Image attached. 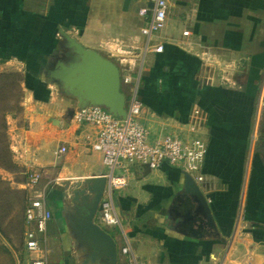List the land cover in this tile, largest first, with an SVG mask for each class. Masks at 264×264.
<instances>
[{"label":"crops","instance_id":"crops-1","mask_svg":"<svg viewBox=\"0 0 264 264\" xmlns=\"http://www.w3.org/2000/svg\"><path fill=\"white\" fill-rule=\"evenodd\" d=\"M168 3L167 25L152 39V46L163 45L157 53L146 50L141 33L145 20L139 11L149 7L148 0H0V68L25 76L23 125L15 121L9 130L11 161L23 177L17 184L24 192L22 240L25 172L32 166L43 174L41 187L53 212V264L81 259L69 235L67 208L62 214L68 200L63 184L105 174L102 156L91 146L96 129L70 118L77 101L42 73L59 48L61 31L117 65L123 60L132 71L142 66L140 117L153 135L187 137L193 111L202 113L197 129L208 144L200 188L219 236L194 237L204 230L185 221L182 170L170 171L177 167L168 164L137 169L120 189L117 206L138 262L264 264V148L257 145L256 128L264 96V0ZM203 52L211 53V63L203 61ZM63 146L68 151L59 158ZM117 239L122 248L119 231ZM118 264L127 262L121 257Z\"/></svg>","mask_w":264,"mask_h":264},{"label":"built area","instance_id":"built-area-1","mask_svg":"<svg viewBox=\"0 0 264 264\" xmlns=\"http://www.w3.org/2000/svg\"><path fill=\"white\" fill-rule=\"evenodd\" d=\"M152 7L139 11L145 20L141 33L146 39V50L161 53L163 45L152 46L153 37L165 29L168 20V0H148ZM184 36H190L184 31ZM211 53L203 52L201 58L211 63ZM121 72V88L126 97V118H119L101 107H88L75 111L73 120L79 125H90L96 129V140L92 150L101 154L102 164L108 169L103 174L107 184L100 202L96 222L104 228H120L125 245L122 255L129 258L130 264H140L136 259L129 237L124 231L119 215L115 191L127 186L130 174L137 169L155 171L163 164L180 168L188 173L200 186L205 182L202 169L207 154V144L200 138H191L202 121V113L195 109L188 124L187 137L176 134L153 135L140 122L143 105L139 98V88L143 74L140 66L136 71L118 61ZM66 146L60 147L57 157L67 153ZM24 190L28 192L24 208V245L29 252L28 264H50L48 225L53 212L48 206L47 189L41 187L42 172L29 167L25 172ZM98 220V221H97Z\"/></svg>","mask_w":264,"mask_h":264},{"label":"water","instance_id":"water-1","mask_svg":"<svg viewBox=\"0 0 264 264\" xmlns=\"http://www.w3.org/2000/svg\"><path fill=\"white\" fill-rule=\"evenodd\" d=\"M153 5L150 4L149 7ZM61 45L73 52V62L59 63L51 72L52 83L64 97L77 101V110L101 107L119 118H126V97L121 88L120 68L113 60L99 51L85 47L75 37L61 31ZM68 53V56H71ZM76 109L69 112L70 118ZM107 178L92 176L72 183L67 181L66 197L69 200L67 227L73 238L74 248L81 258L77 264H118L119 251L116 241L96 222ZM183 205L187 209L185 221L204 230L202 236H219L210 205L200 186L183 172ZM83 210V214L79 213ZM75 215H79L75 218Z\"/></svg>","mask_w":264,"mask_h":264},{"label":"rangeland","instance_id":"rangeland-1","mask_svg":"<svg viewBox=\"0 0 264 264\" xmlns=\"http://www.w3.org/2000/svg\"><path fill=\"white\" fill-rule=\"evenodd\" d=\"M171 1L173 2L174 0ZM0 75L5 76L3 79H0V124L5 118L7 126L5 131L0 129V264H28L30 255L25 245H23L24 243L22 240L24 192L20 190L17 185L22 181L23 177L12 164L11 153L7 151V148L10 146L9 130L12 123L17 121L16 123H18V125H23V102L26 92L23 86L24 81L19 84V80H25V76L7 67L0 68ZM18 102L22 108L21 110L15 109ZM12 109L14 111H10ZM257 111L258 125L256 128H260L257 145H260V148H264V96L260 101ZM140 122L142 123L141 117ZM186 126L188 127V125ZM200 129L201 128L197 129V132H195L191 138H200L208 144L207 134L203 132L202 134ZM256 131H258V129ZM177 169L180 168L170 167L169 170L176 171ZM106 172H108V169L105 167V173ZM120 194H122L120 189L115 191L116 198H118ZM48 226L50 249L48 260L50 264H53L52 262H54L53 259H55V256L51 245L52 235L50 224ZM103 229L107 230L116 241L119 258L124 257L127 264H130L129 258L122 255L121 245L117 239L118 231L119 234H122V230L120 228L107 227H103ZM116 229H118V231ZM132 246H135L133 241Z\"/></svg>","mask_w":264,"mask_h":264},{"label":"flooded vegetation","instance_id":"flooded-vegetation-1","mask_svg":"<svg viewBox=\"0 0 264 264\" xmlns=\"http://www.w3.org/2000/svg\"><path fill=\"white\" fill-rule=\"evenodd\" d=\"M68 53H71L72 55L68 56ZM74 59H75V56H74L73 52H71L69 49L62 47V45L60 43L59 48L50 57V59L48 60V63L43 67L42 73L45 77H47L52 82V79L50 78V74L53 70L59 68L58 67L59 63L68 64V63L73 62ZM64 208H69V200H66L64 202V205H63L62 214L65 215ZM78 211L80 214H83L82 209H79ZM67 215L69 216V213H67ZM78 216L79 215H75V218H77Z\"/></svg>","mask_w":264,"mask_h":264},{"label":"trees","instance_id":"trees-1","mask_svg":"<svg viewBox=\"0 0 264 264\" xmlns=\"http://www.w3.org/2000/svg\"><path fill=\"white\" fill-rule=\"evenodd\" d=\"M5 76L3 75H0V79H3ZM24 80H19V84L22 83ZM15 109H19L21 110L22 108L20 107V103L18 102ZM10 111H14L13 109L10 110ZM0 129H2L3 131H5L7 129V126H6V120L5 118L2 120L1 124H0ZM7 151L10 152V146L7 148ZM11 153V152H10Z\"/></svg>","mask_w":264,"mask_h":264}]
</instances>
